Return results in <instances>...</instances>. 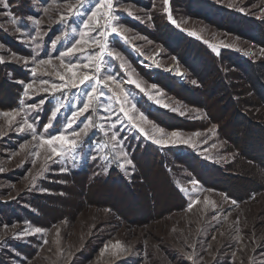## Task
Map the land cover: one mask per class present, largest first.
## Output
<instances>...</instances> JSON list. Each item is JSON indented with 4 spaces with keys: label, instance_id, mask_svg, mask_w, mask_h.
<instances>
[{
    "label": "rangeland",
    "instance_id": "1",
    "mask_svg": "<svg viewBox=\"0 0 264 264\" xmlns=\"http://www.w3.org/2000/svg\"><path fill=\"white\" fill-rule=\"evenodd\" d=\"M113 2L118 18L113 24L120 34L109 28L106 39L109 50L123 59L106 55L100 75L115 76L131 104L153 122L137 121L146 131L152 134L154 124L165 130V139L172 132L180 136L172 138L176 142L154 143L120 112L108 88L89 112L67 127L93 82L52 90L51 84L63 83L55 72L65 71L57 57L81 33L88 32L86 39H90L104 31L103 9L98 14L101 26L95 31L84 28L98 0H9L7 11L13 16L5 15L0 4V264H264V174L254 164L264 162V132L250 141L255 148L262 143V152L254 153L257 162H244L238 146L221 136L218 126L224 119L231 129L239 126L232 132L233 139L244 129L245 120L240 111L235 114L229 91L220 88L212 94L206 88L204 97L193 92L197 82L206 83L190 65L195 61L194 49L181 48L187 44L183 34L205 42L216 53L235 51L264 66V37L259 33L264 0ZM167 22L179 35L166 29ZM98 51L95 45L85 46L83 52L64 59L82 65ZM48 59L50 65L39 63ZM161 70L166 74H158ZM241 73V79H248L246 71ZM42 80L49 84H41ZM28 83L33 88L25 97ZM214 103L218 108H212ZM249 103L247 99L239 106L247 108ZM33 104L39 107L31 108ZM5 112L13 115H2ZM25 119L34 125L36 135L64 133L77 140V147L66 156L47 159L52 155L47 146L39 149V141L32 139L27 127L18 130ZM88 119L95 127L87 135L72 136ZM113 134L119 137L118 144L110 141ZM148 141L163 150L149 148L144 155ZM36 151L41 153L39 158L33 155ZM179 152L189 154L181 158ZM164 159L180 192L169 181ZM83 169L84 173L76 172ZM196 200L200 203L189 211ZM37 227L44 231L34 233ZM117 242L121 247H113Z\"/></svg>",
    "mask_w": 264,
    "mask_h": 264
},
{
    "label": "snow or ice",
    "instance_id": "2",
    "mask_svg": "<svg viewBox=\"0 0 264 264\" xmlns=\"http://www.w3.org/2000/svg\"><path fill=\"white\" fill-rule=\"evenodd\" d=\"M169 3V0H165V4L167 5ZM0 4L3 5L4 14L7 16H13L12 12L7 11L10 7L9 0H0ZM94 11H92L91 15L88 17V21L84 23V28L89 29L90 31H95L96 27H100V19H99V13L100 9H103V17L107 21L105 25L102 27L104 28V31H101L99 33L98 37H91L90 39H86L88 36V32L81 33L80 38L75 40V42L67 48L66 51H63L60 53L59 57L57 59L60 60V67L63 68L65 71L61 72L57 70L55 72V75L63 81L62 84H51V89L54 91H60L64 88H76L80 85L84 84L86 81H92V87L90 92L87 94L86 101L80 106L78 111L74 112L72 114V120L68 121L67 127L72 128L73 123L75 122L76 118L80 115H83L84 113L89 112L92 109L93 103L105 96V92L103 91L104 88H108L110 91L114 92L115 97L117 101L120 104V112L123 113V115L127 118L129 122L133 124V126L137 127L141 133H143L148 139L153 140L156 144H165L169 142H176L172 138H176L180 136V133L178 132H172L168 135V138H164V129L160 128L153 124V133L150 134L148 131L145 130L144 127L141 126V123H147L152 124L153 122L148 120V117L143 113L139 112L138 109H136L135 104H131L129 99V94L126 92L123 87L121 86L120 82L116 79L113 75H107V76H101L100 73L102 70H104L105 65V56H115L117 59H123L119 53L113 52L109 50V45L107 43V36L109 35L108 29L110 28L111 33L120 34V28L118 25L113 24V21L117 20L118 18L113 14L114 12V2L113 0H98L97 5L95 6ZM70 11H74V9H69ZM169 14V19H172L170 9H166ZM31 19V17L29 18ZM90 21H95L94 25L90 26ZM12 24H16L17 21L15 18L12 19ZM37 24H39V20L35 21ZM172 23H176L174 19H172ZM18 32L21 31V29L18 27L16 29ZM37 35H39V32H37ZM95 45L97 48H99L98 52H94L93 54H90L87 57L88 62L84 64H79L72 61H65L64 57L67 56H73L79 52H83L85 50V46H91ZM39 47V45H37ZM218 54V53H217ZM27 62V61H25ZM41 65L48 64L50 65L52 63L51 59L48 60H41L39 62ZM90 69L91 72H84L81 73L78 71V69ZM35 72V69L33 70ZM132 83L136 84L138 88L141 87L140 83L136 80H132ZM195 83V81H193ZM41 84H49V81L42 80ZM115 85V88L112 86ZM153 88L156 87V85H152ZM33 88V83H28L25 87L23 95L27 97L29 95V90ZM143 91L144 89L141 88ZM41 91L47 92L49 91L48 88H43ZM159 103V101H157ZM21 104L24 103L23 100L20 101ZM44 101L41 100L40 104H43ZM128 105V107H126ZM63 106V105H61ZM31 108H38L39 105L33 104L30 105ZM60 109L58 108L56 112H59ZM107 111V109H105ZM56 112L52 113V116H56ZM138 112L139 114L137 116L132 115L131 113ZM4 116H10L13 115V113H2ZM15 115H19V110L15 111ZM117 120H119V115H117ZM137 121H140L141 123H137ZM123 123V121H121ZM9 124H11V121H9ZM51 125H49L50 127ZM115 125L113 124V127ZM24 127H27L32 131V139L39 141V149H44L45 146H47V150L50 151L52 155L48 156L47 159L51 160L53 156L55 157H61L66 156L69 150L75 149L77 147V140L75 139H68V137L64 133H60L59 135L55 136H38L36 135V129L32 123H29L27 119L24 120V124L18 129L19 131H23ZM95 127L93 124V121L91 119L87 120V123L84 124L83 128L79 129V131H73L72 136L79 138L81 134L87 135L88 129ZM101 128L103 125L100 126ZM107 134V133H106ZM156 134L160 135V138H157ZM199 135V134H197ZM110 141H116L117 144L119 143V137L115 134H113L110 137ZM187 142V141H182ZM116 145H114L115 147ZM27 145H21V149L26 148ZM33 155L36 158H39L41 153L40 151H36L33 153ZM121 155L124 157H127L126 152H122ZM126 163L128 165L132 164L131 159H126ZM121 167L123 168L124 165L121 164ZM0 171H3L2 168H0ZM193 184L197 183L196 181L192 182ZM254 198V197H253ZM196 203H200L199 200L194 201L192 204H189L188 210L191 211L192 208ZM207 201H205V205H207ZM232 204H236L237 202L235 200L231 201ZM213 207H215V204L213 203ZM34 233H41L44 231L43 229L37 227L32 230ZM25 234H30L27 231H25ZM237 239H240L238 236ZM113 247H121L119 242H117V245H114ZM108 246L105 245L104 251H107ZM189 259H193L192 256L188 257Z\"/></svg>",
    "mask_w": 264,
    "mask_h": 264
},
{
    "label": "trees",
    "instance_id": "3",
    "mask_svg": "<svg viewBox=\"0 0 264 264\" xmlns=\"http://www.w3.org/2000/svg\"><path fill=\"white\" fill-rule=\"evenodd\" d=\"M238 15V14H237ZM244 17L239 16L240 20H243L245 22H248V20L243 19ZM238 21L241 26L245 27V23H242L241 21ZM261 29H259V33L261 37H264V25H260ZM259 26V28H260ZM175 26H172L170 23H166V29H168L171 32H174L173 34H178L177 30H174ZM242 27V28H243ZM176 28V27H175ZM237 29L240 28L239 24H237ZM240 28V30H242ZM252 30V29H250ZM245 31V30H242ZM253 34H257L256 30L252 31ZM182 34V33H181ZM179 35V34H178ZM183 36V39L187 42L186 45L181 46L182 49L185 48H193L195 51V61L190 63L191 67L194 68L197 73L196 77H200V79L206 83V86L202 82H197L195 86H192L191 89L193 92H197L201 97H204V91L206 88L208 90H212V94L217 90L222 88V92L226 93L228 92L230 104L235 107L234 111L235 114L238 113L240 116L243 117L245 122L241 124V126L244 127V129L240 130L238 133H235L234 139L233 137V131L235 129H231L229 126H225L223 123H226L227 120H223L220 124L218 123V126L220 128L221 136H225L228 139L232 140L230 142L234 143L236 146H238V149L241 153H238L239 157L242 156L244 162H257L255 159L254 153L260 150L262 152V143H259L260 147H256L252 143H250L251 139L253 140V136L260 135L261 132H264V66L259 63L258 60L254 58H245L243 56H240L238 52H233L231 50H224L222 49L218 54L213 51V49L206 44L205 42H201V40L195 38V37H187ZM182 40V39H181ZM186 50V49H185ZM258 61V62H257ZM198 63L199 65H202V70L200 71L199 68H197ZM233 63V64H232ZM246 71L247 72V78L248 79H241L242 77L240 75H243L241 72ZM158 74L165 75L162 70L159 71ZM200 80V81H201ZM249 81V82H248ZM215 89V90H214ZM246 93H248L249 98L246 97ZM250 99V105H248L247 108H243L239 106L240 102H243L245 104V100ZM247 106V105H246ZM237 107L239 109H237ZM149 110L155 109L156 107H149ZM213 109L218 108L216 104L214 103ZM159 108H157L158 110ZM161 109V108H160ZM159 109V110H160ZM166 112L167 111H162ZM219 115H221L219 113ZM239 116V115H238ZM235 118V117H234ZM222 124V126H221ZM238 124V123H236ZM147 148L143 152V154H147L149 151V148L156 150H163L162 147L155 145L153 142L148 141L147 142ZM150 143V144H149ZM258 148V149H257ZM264 153V152H263ZM261 153V154H263ZM142 154V153H141ZM186 154H189L187 152L180 153L179 155L181 158H184ZM250 159V160H249ZM246 163V164H247ZM162 164L165 165V172L169 174V181L171 182L172 186L175 187L179 192L181 191L180 188H178L174 180L172 178L173 172L171 171L170 165H168V162L166 159L164 161L162 160ZM253 164V163H252ZM251 164V165H252ZM259 164L258 168L260 171L264 174V162L254 163ZM253 164V165H254ZM248 165V164H247ZM79 173H84L85 170H79L76 171Z\"/></svg>",
    "mask_w": 264,
    "mask_h": 264
},
{
    "label": "bare ground",
    "instance_id": "4",
    "mask_svg": "<svg viewBox=\"0 0 264 264\" xmlns=\"http://www.w3.org/2000/svg\"><path fill=\"white\" fill-rule=\"evenodd\" d=\"M149 60V59H148ZM143 61H146V59L143 58Z\"/></svg>",
    "mask_w": 264,
    "mask_h": 264
}]
</instances>
